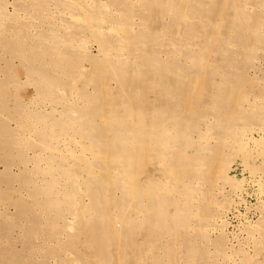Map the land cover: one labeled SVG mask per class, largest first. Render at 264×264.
<instances>
[{"label":"rangeland","instance_id":"obj_1","mask_svg":"<svg viewBox=\"0 0 264 264\" xmlns=\"http://www.w3.org/2000/svg\"><path fill=\"white\" fill-rule=\"evenodd\" d=\"M254 10L264 21V6ZM150 15L136 0H0V264H264V26L242 54L224 47L225 74L220 53L201 48L198 76L208 73L211 84L202 91L156 84L146 65L142 75L131 69L134 85L118 86L95 40L118 46L104 25L126 21L139 38L133 52L144 49L146 60L157 53L159 32L163 50L182 31ZM141 17L150 22L145 32ZM180 41L199 52L194 40ZM113 53L111 61L129 58ZM236 74L246 80L243 102L238 114L222 116L211 89ZM164 128L176 137L167 148ZM121 165L147 193L134 188L136 200L126 199L123 182L108 186L105 176L103 191L114 190L93 214L92 174Z\"/></svg>","mask_w":264,"mask_h":264},{"label":"bare ground","instance_id":"obj_2","mask_svg":"<svg viewBox=\"0 0 264 264\" xmlns=\"http://www.w3.org/2000/svg\"><path fill=\"white\" fill-rule=\"evenodd\" d=\"M137 4H139L140 6H142L143 9H147L148 13L150 12V16L151 17H157V16H167L169 18V21H176V23L178 24H182V31H180V36H178L177 38L174 37L172 39H170L168 41V44L170 45L169 48L164 47L163 45V50H162V45H160V41L161 38L164 36V34L166 33H158L157 39L159 40V43L157 45L158 49H157V53H154L153 55L151 54L149 56L148 59L145 60V56H141L145 51L144 49H138L139 52L138 54H135L133 52L132 47L135 45V43L139 40L138 37H135L133 34H130L129 31H127L126 29V24L127 22H120V26L118 27L117 24H107L104 25V30L106 31V34L108 36H115L117 37L116 41H119L120 43H118V46H115L113 48V46H111V44H108L107 46L101 45V43L97 40H95V42H98V47H97V53H98V57H103V58H108L105 59V63H103V66H106V63L110 62L112 69L111 72L115 77V80L117 81V85H123L125 84H130L131 86L134 85L136 83V76H131V69H133V67H135V69L137 70V72L142 75L145 74L147 68L150 67L151 70H149V72L155 76L157 75L159 78V80L157 81L156 84L159 83V81L161 79H166L169 82V84H180L181 88L179 90H182V93H186L187 91H189L190 86H195L196 90L199 91V89L202 91V89L204 88L203 86H205L206 89V85L210 84V81L208 80V73H204L201 74V76L199 75L198 70L200 69V59L204 58L202 57V51L201 48L205 47V48H209V52L210 50H215L217 53H220V55L222 56L221 61L218 60V63L222 64V73L225 74L224 70H225V64L226 61L228 60V58L226 57L225 51H226V47H228L229 44L232 43V46H236L237 48H235L234 50L231 51H235L238 53H243L244 50L247 49H251V47L253 46V40L254 38L253 36V32L254 29L259 28L261 26H264L263 22L261 21L262 17L260 13H256L254 8L256 6L259 7H263L264 6V0H255V3L252 1L247 2L245 0H136ZM87 2V1H86ZM102 2V1H101ZM95 3V2H94ZM131 3V2H130ZM129 3V4H130ZM85 4V3H84ZM233 5V11L234 12L232 15H230L231 13H229L231 6ZM240 7L239 11L236 10L235 6ZM247 5H251L252 7H247ZM133 7V6H130ZM82 8V7H81ZM103 9V8H102ZM237 11V12H236ZM73 17H77V16H73ZM130 17V16H129ZM142 21L138 22L141 28H143L142 31H147L148 29H150V22L147 21V18H144L143 21V17ZM129 19V18H128ZM127 20V18H126ZM152 20V19H151ZM77 21V20H76ZM129 22V21H128ZM262 22V23H261ZM119 23V22H118ZM170 24H172L170 22ZM122 26V27H121ZM179 27V26H178ZM224 28L223 31H219L218 29ZM263 29V28H262ZM181 30V29H180ZM260 30V29H259ZM167 31V30H166ZM147 33V32H146ZM147 35V34H145ZM135 38L136 41H133ZM185 38H189V40L193 41V46H196L195 50L199 52L195 55V57L190 54L193 52H190L189 48L186 49L187 47L184 46V44L181 43L180 40L185 39ZM196 39H199L200 42L195 41ZM256 39V38H255ZM55 42V41H54ZM62 42V41H61ZM66 42V41H65ZM63 43V42H62ZM181 43V44H180ZM190 43V42H189ZM66 44V43H63ZM180 44V45H179ZM142 46L143 43L141 44ZM192 45V44H191ZM187 46V45H186ZM137 47V46H136ZM226 49H225V48ZM191 48V47H190ZM126 51L129 55V58H127V60L123 61V62H118L117 60H113L111 61V57L113 56V52L115 51ZM160 50V51H158ZM194 50V51H195ZM204 50V49H202ZM205 51V50H204ZM204 54V53H203ZM148 55V54H146ZM208 55V54H207ZM147 57V56H146ZM208 57V56H207ZM235 58V57H234ZM115 59V58H114ZM89 60L92 61V63L96 64L97 63V56L96 57H90ZM99 60V58H98ZM208 60V58H207ZM210 60V59H209ZM107 64V66L110 65ZM187 63V64H186ZM98 65V64H97ZM146 65V66H145ZM210 65V64H209ZM48 67V66H47ZM100 67V66H99ZM224 67V70H223ZM228 67V66H227ZM106 68V67H105ZM149 68V69H150ZM83 69V68H82ZM221 69V68H218ZM102 70V69H101ZM169 70H173L169 72ZM88 71V68L86 67L84 69V73L86 74ZM104 71V70H103ZM165 72V73H164ZM195 72V76L192 77L191 73ZM233 72V71H232ZM241 73V72H240ZM52 74V73H51ZM242 74V73H241ZM241 74H236L235 78H226L224 77V75H221V79L218 82H213L216 84V87H214L213 90L214 92H217L216 95H213L214 100L217 99V101H219V105H220V109H221V115L223 116L224 112L227 113L229 110H233L235 114H238L239 112V106L241 107L240 103L243 102V95H244V88H245V84H246V80L244 77H242ZM174 75L176 76V79L174 78ZM170 78V79H169ZM101 79V78H100ZM58 80V79H56ZM105 80V79H104ZM101 82V81H100ZM52 84V83H51ZM167 84V83H166ZM211 85V84H210ZM50 86V85H49ZM48 86V87H49ZM57 88V87H56ZM50 89V88H49ZM52 89V88H51ZM209 89V88H208ZM207 89V90H208ZM132 90V89H131ZM246 90V89H245ZM57 91V90H56ZM60 91V89H59ZM200 91V92H201ZM62 90L58 93H61ZM57 93V94H58ZM192 93V92H191ZM199 93V92H197ZM55 94V96L57 95ZM63 94V93H62ZM214 94V93H213ZM188 95V94H187ZM195 95V94H194ZM199 95V94H198ZM64 96V95H63ZM196 96V95H195ZM39 97V96H38ZM37 97V98H38ZM202 97V96H201ZM185 98V97H184ZM62 99V98H61ZM191 99V98H190ZM187 102V100H185ZM197 101V100H196ZM40 103V109L44 106L41 105ZM42 103H44L42 101ZM45 104V103H44ZM43 104V105H44ZM49 104V103H48ZM47 102L45 105H48ZM186 104V103H185ZM194 104V103H193ZM31 107L37 106V104L32 105V103L30 104ZM54 105V104H53ZM103 105V104H102ZM107 105V104H106ZM189 105V103L187 104ZM50 105H48L49 107ZM59 106V105H58ZM57 106V107H58ZM39 107V106H38ZM54 107V106H53ZM46 108V106H45ZM59 108V107H58ZM38 108L40 114L41 111ZM53 109V108H52ZM52 109L47 110L49 112H55L57 114V110L56 111H52ZM38 110L36 112H38ZM42 110V109H41ZM45 109H43L44 111ZM45 110V111H47ZM32 111V110H31ZM33 111V112H35ZM47 111V112H48ZM62 111H64L62 109ZM86 111V115H87V109ZM232 111V112H233ZM35 112V113H36ZM38 112V113H39ZM69 112V111H68ZM65 113V112H64ZM70 113V112H69ZM68 113V114H69ZM43 114V113H42ZM62 114V113H61ZM115 114V113H114ZM39 115V114H38ZM45 115V114H44ZM49 115V114H47ZM59 115V114H58ZM63 115V114H62ZM66 115V114H65ZM106 115V114H105ZM110 116V115H109ZM233 116V115H232ZM62 117V116H61ZM230 117V116H229ZM94 118V117H93ZM221 118V117H220ZM40 119V118H39ZM223 119V118H222ZM224 120V119H223ZM230 120V119H229ZM40 121V120H39ZM38 121V122H39ZM49 121V120H48ZM106 121V120H105ZM105 123V122H104ZM47 124V123H46ZM118 125V124H117ZM121 125V124H120ZM179 125V124H177ZM180 125H182V122H180ZM223 125V124H222ZM260 131H262V128H258ZM101 131V130H98ZM173 129L171 128H164V140H165V146L166 148L169 146L168 144L170 143L171 139L176 138L175 135H173ZM136 133V132H135ZM128 134V133H127ZM172 134V135H171ZM141 135V134H140ZM243 136V135H242ZM128 137V136H127ZM126 137V139H127ZM133 137V136H132ZM131 138V137H130ZM147 138V137H145ZM31 139V138H30ZM34 139V138H33ZM72 139V138H71ZM253 139V138H252ZM68 140V139H67ZM145 140V139H144ZM36 141V140H35ZM65 141V140H64ZM33 142V141H32ZM98 142V141H97ZM102 142V141H101ZM77 143V142H76ZM67 144V142H66ZM84 144V143H83ZM132 144V143H131ZM140 144V143H139ZM127 145V144H126ZM245 145V144H244ZM61 146V145H60ZM105 146V145H104ZM135 146V145H133ZM45 148V147H44ZM165 148V149H166ZM135 149V148H133ZM107 151V150H106ZM141 151V150H140ZM241 151V150H240ZM93 152V151H92ZM149 152V151H148ZM146 153V152H145ZM108 154V153H107ZM133 154V152H132ZM144 154V153H143ZM108 156V155H106ZM146 156V155H144ZM148 156V155H147ZM80 157V156H79ZM133 157V156H132ZM135 157V155H134ZM84 158V157H83ZM104 158V157H103ZM141 158V157H140ZM154 158V157H153ZM152 158V159H153ZM102 159V158H101ZM149 159V158H148ZM151 159V160H152ZM87 160V159H86ZM79 161V160H78ZM148 162V160H146ZM86 162V161H85ZM118 162V161H116ZM121 162V161H119ZM144 162V161H143ZM161 162V161H160ZM69 163V162H68ZM140 163V162H139ZM120 164V163H119ZM145 164V163H144ZM86 165V164H85ZM135 166V165H134ZM134 166H131L132 168ZM83 167V166H82ZM86 167H88L86 165ZM54 168V167H53ZM167 168V167H166ZM41 169V168H40ZM169 169V168H168ZM127 170L128 168L125 167V165H121V166H115V167H110L108 168H101L99 170H96L94 172L93 175V186H95L94 188L96 189H92L93 191H96L94 194L95 199H90V201L94 202V207L92 209L93 210V214H96L94 212H97V207L99 205L103 206L104 204L106 205L109 202V197H106V191L110 188H108L106 191V187L103 186L105 189V193L103 194V181L105 179L106 176V180L109 179V181L113 182L109 185H115L117 184V181H122L123 184L121 185V189L119 190V194L120 196H124L126 199L129 198H133L132 196H134L135 192L132 193L135 188L134 191H136V185L138 184L137 182H135L134 185L135 187L133 188V186H131V175L130 177V181H128V177H127ZM137 170V169H136ZM139 170V169H138ZM171 170V169H170ZM52 169H48L45 170L46 174L47 173H55L52 172ZM60 171V170H59ZM107 171H109V174L106 175ZM167 169H164L163 172H166ZM44 172V173H45ZM86 172V171H84ZM162 172V171H161ZM43 173V172H42ZM130 173V172H129ZM171 173V172H170ZM169 173V174H170ZM132 174V173H131ZM44 175V174H43ZM60 175V174H59ZM54 176V175H53ZM74 176V175H73ZM136 176V175H135ZM134 176V177H135ZM41 177V176H40ZM45 177V176H44ZM57 177V175L55 176ZM79 177V176H78ZM85 177V176H84ZM104 177V179H102ZM108 177V178H107ZM133 177V178H134ZM139 177V176H137ZM166 177H164L165 179ZM168 178V177H167ZM166 178V182L168 181ZM176 178V177H175ZM41 179V178H40ZM77 179V178H76ZM65 181V180H63ZM143 181V180H142ZM154 181V180H153ZM62 182V181H61ZM82 182V181H81ZM84 182V180H83ZM105 182V181H104ZM141 182V181H140ZM157 182V181H156ZM173 182V181H172ZM49 183V182H48ZM148 183V182H146ZM145 183V184H146ZM151 182L149 181V184ZM159 183V182H158ZM86 184V183H85ZM105 184V183H104ZM140 184V183H139ZM142 184V183H141ZM140 184V186H141ZM143 183V185H145ZM164 184V183H163ZM80 185V184H79ZM142 187H145L143 186ZM148 185V184H146ZM153 185V184H152ZM156 185V184H155ZM158 185V184H157ZM162 185V183H161ZM78 187V185H77ZM132 187V188H131ZM147 187V186H146ZM61 188V187H60ZM130 188V189H129ZM148 188V187H147ZM149 188L150 185H149ZM153 188V187H152ZM151 188V189H152ZM159 188V186L157 187ZM162 188H165L162 186ZM78 189V188H77ZM84 189V188H83ZM111 189V188H110ZM114 190V188H112ZM111 189V190H112ZM132 189V190H131ZM51 190V189H50ZM57 190V189H56ZM130 190L132 192H130ZM148 190V189H147ZM154 190V189H153ZM172 190V189H171ZM60 191V190H59ZM149 191V190H148ZM162 191V190H161ZM173 191V190H172ZM181 191V190H180ZM80 192V191H79ZM138 192V191H136ZM147 193L145 191H140V193ZM151 192V191H150ZM55 193V192H54ZM75 193V192H74ZM85 193V192H84ZM115 193V192H114ZM138 192V194H140ZM79 194V193H77ZM81 194V193H80ZM150 193L148 192V195ZM173 194V193H172ZM92 195V194H91ZM141 195V194H140ZM139 195V196H140ZM61 196V195H60ZM81 196V195H80ZM112 196V193H110V197ZM114 197H118V194H113ZM147 196V195H146ZM182 196V195H181ZM136 200V197H134ZM133 198V199H134ZM145 198V195H144ZM62 199V198H61ZM130 199V200H131ZM132 199V200H133ZM147 199V198H146ZM151 199V198H150ZM157 199V198H156ZM176 199V198H175ZM174 199V200H175ZM89 201V200H88ZM151 201V200H150ZM144 202V201H143ZM111 203V202H110ZM155 203V202H154ZM159 203V202H158ZM164 203V202H163ZM181 203V200H180ZM153 203H151L152 205ZM79 205V204H78ZM57 206V205H56ZM82 207V206H81ZM110 207V206H109ZM108 207V208H109ZM111 208V207H110ZM141 208V207H140ZM144 208V207H143ZM78 209V208H77ZM107 210V209H106ZM74 211V210H73ZM91 211V210H90ZM109 211V210H108ZM76 212V210H75ZM78 212V211H77ZM107 212V211H106ZM103 213V212H102ZM76 214V213H75ZM89 214V213H88ZM81 215V214H80ZM113 215V214H112ZM127 215V214H126ZM177 215V214H176ZM195 215V213L193 214ZM197 215V214H196ZM83 216V215H82ZM96 217V216H93ZM109 217V216H106ZM115 217V216H114ZM82 218V217H81ZM139 218V217H138ZM91 219V218H90ZM98 219V218H97ZM112 219V218H111ZM134 219V218H133ZM94 220V219H93ZM115 220V219H114ZM185 220V219H184ZM88 221V220H87ZM70 222V221H69ZM72 222V221H71ZM75 222V221H73ZM107 222V221H106ZM112 222V221H110ZM114 222V221H113ZM183 222V221H182ZM189 222V221H188ZM87 223V222H86ZM73 224V223H72ZM109 225V224H108ZM81 226V224H80ZM141 226V225H140ZM144 226V225H143ZM77 227V226H76ZM69 228V227H68ZM79 228V227H78ZM74 229V228H73ZM114 229V228H113ZM68 230V229H67ZM71 230V228H70ZM83 230V229H82ZM134 230V229H133ZM110 231V230H109ZM115 231V230H114ZM103 233V232H102ZM113 233V232H111ZM112 236V235H111ZM114 236V235H113ZM122 238V237H121ZM135 240V239H134ZM81 242H83V239L81 240ZM108 242V241H107ZM115 242V241H113ZM120 244V243H119ZM116 250V249H115ZM114 251V250H113ZM82 252V251H81ZM85 252V251H84ZM90 253V252H88ZM131 253V252H130ZM119 255V254H118ZM124 255V254H123ZM72 256V255H71ZM94 256V254H93ZM120 256V255H119ZM117 257V256H116ZM76 258V257H75ZM144 258V257H143ZM98 259V258H96ZM136 259V258H134ZM149 260V259H148ZM78 262V261H76ZM131 262V261H130ZM94 264V263H93ZM98 264V263H97Z\"/></svg>","mask_w":264,"mask_h":264}]
</instances>
